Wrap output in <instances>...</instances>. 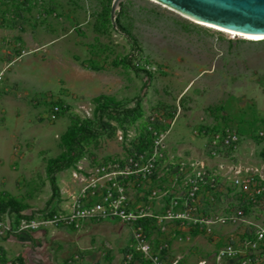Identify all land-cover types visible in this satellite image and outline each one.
Returning a JSON list of instances; mask_svg holds the SVG:
<instances>
[{
    "label": "rangeland",
    "instance_id": "rangeland-1",
    "mask_svg": "<svg viewBox=\"0 0 264 264\" xmlns=\"http://www.w3.org/2000/svg\"><path fill=\"white\" fill-rule=\"evenodd\" d=\"M111 3L0 0V210L13 200L46 220L49 210L63 217L76 203L122 196L135 217L127 222L43 224H97L100 264H226L218 251L236 243L247 254L246 236L264 251L255 239L264 229V39L152 0H122L110 16ZM98 94L117 106L138 98L139 116L104 114L107 126L82 142L74 168L54 174L60 199L45 206L46 160L64 150L66 129L93 128ZM223 129L237 133V147L211 154V132ZM231 166L248 187L234 184ZM74 249L59 252L62 264L81 263L85 251Z\"/></svg>",
    "mask_w": 264,
    "mask_h": 264
},
{
    "label": "built area",
    "instance_id": "built-area-1",
    "mask_svg": "<svg viewBox=\"0 0 264 264\" xmlns=\"http://www.w3.org/2000/svg\"><path fill=\"white\" fill-rule=\"evenodd\" d=\"M201 134L203 132H200ZM260 136H263V133L259 131L257 133ZM209 151L211 154L223 152L225 149L232 151L237 147L238 136L235 131L223 129L222 131H212L209 137ZM264 156V150H263ZM219 168H222V164H218ZM230 171L234 172L235 177L233 182L237 187H248L251 184L249 182V177L245 179H240L237 175L240 173V168L236 166H231ZM197 176H200V172L196 173ZM199 179H201L199 177ZM192 191L197 189V186L193 185L191 187ZM105 202L107 197L104 198ZM124 198L121 196L120 201L116 204L108 203L107 205L102 202L95 205H85L83 203H76L71 209L68 215L63 217L57 216L55 214L51 215L49 219L35 220L32 218H19L15 219L14 214L8 208L0 212V237H4L11 233L23 232L27 229H39L43 224L46 223H56L61 221L65 224H74L76 226L78 222L85 219H98L105 217H118L121 221H129L130 218H135L130 213L126 212L124 208ZM264 229L255 230V239H263ZM242 244L245 247H249L247 254L244 253V250L239 248V245L228 243L225 249L218 251L216 259L226 258V264H259V257H264V251L256 247V244L252 242V239L249 236L244 238ZM247 247V248H248ZM146 254V251H145ZM243 254V255H242ZM151 258V257H150ZM0 264H19L17 261H3L0 253ZM150 264H163L161 261H158L156 258H151Z\"/></svg>",
    "mask_w": 264,
    "mask_h": 264
},
{
    "label": "crops",
    "instance_id": "crops-1",
    "mask_svg": "<svg viewBox=\"0 0 264 264\" xmlns=\"http://www.w3.org/2000/svg\"><path fill=\"white\" fill-rule=\"evenodd\" d=\"M60 191H66L61 184ZM60 199V195L56 200ZM67 206V201H61ZM84 228H58L57 225H42L39 229H27L19 233H11L4 237H0V253L3 261H17L20 264H62L63 259L59 256L63 255L65 248L72 250L77 248L83 258L80 264H100L93 257L100 254L103 249H99V245L95 241L97 224L91 221H85ZM120 230V224L116 226ZM64 231H63V230ZM82 237L88 240V244L83 245ZM62 246L64 249H60ZM87 250V251H86ZM90 250V251H88ZM76 255V249L71 253ZM91 259V261H88Z\"/></svg>",
    "mask_w": 264,
    "mask_h": 264
},
{
    "label": "water",
    "instance_id": "water-1",
    "mask_svg": "<svg viewBox=\"0 0 264 264\" xmlns=\"http://www.w3.org/2000/svg\"><path fill=\"white\" fill-rule=\"evenodd\" d=\"M122 0H112L110 16ZM210 25L264 39V0H153Z\"/></svg>",
    "mask_w": 264,
    "mask_h": 264
},
{
    "label": "trees",
    "instance_id": "trees-1",
    "mask_svg": "<svg viewBox=\"0 0 264 264\" xmlns=\"http://www.w3.org/2000/svg\"><path fill=\"white\" fill-rule=\"evenodd\" d=\"M121 63V61H120ZM128 65V63H125ZM146 74V71H142ZM92 101L96 103L93 112V118L95 124L93 128H88L86 125H81L74 130L66 129L60 136L61 145L64 150L61 151L55 157H50L46 160L45 171L47 173L48 182L50 185V196L45 202V206H48L53 198H58V188L55 183L54 174L67 167L74 168V164L82 156L83 145L82 142L88 138L95 137L100 131L107 126V123L103 121L102 116L107 115H122L124 117H137L140 113V101L138 98L135 99L132 105H115L114 99L111 96L105 94H98L92 98ZM9 209L15 216V219L19 218H31V213H23L21 205L10 201L5 204L2 210ZM54 214L53 210H49L47 215L51 216ZM20 264V263H19Z\"/></svg>",
    "mask_w": 264,
    "mask_h": 264
},
{
    "label": "bare ground",
    "instance_id": "bare-ground-1",
    "mask_svg": "<svg viewBox=\"0 0 264 264\" xmlns=\"http://www.w3.org/2000/svg\"><path fill=\"white\" fill-rule=\"evenodd\" d=\"M152 1H153V0H152ZM180 14H182V15H184V16H186V17H189V16H187V15H185V14H183V13H180ZM189 18H191L192 20H194V21H196V22H198V23H201V24H203V25H206V26H208V27H213V28H215V29H219V30H222V31H224V32H228V33H232V34H234V35L238 34V35H240V36H242V37H245V38H248V39H252V40L262 39V37H255V36L245 35V34H242V33H237V32L231 31V30H227V29H223V28H219V27H216V26L210 25V24H208V23H204V22H202V21H200V20H197V19H194V18H192V17H189Z\"/></svg>",
    "mask_w": 264,
    "mask_h": 264
}]
</instances>
